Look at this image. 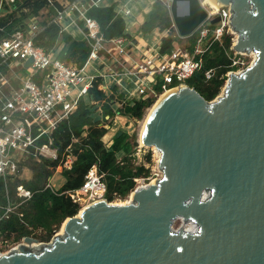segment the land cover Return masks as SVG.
<instances>
[{"label": "water", "instance_id": "1", "mask_svg": "<svg viewBox=\"0 0 264 264\" xmlns=\"http://www.w3.org/2000/svg\"><path fill=\"white\" fill-rule=\"evenodd\" d=\"M212 1L231 7L233 51L255 57L211 102L187 85L164 95L143 134L161 178L125 205H88L50 244L23 238L0 264H264V0ZM168 10L180 38L208 19L200 0H170ZM177 218L196 233L173 231Z\"/></svg>", "mask_w": 264, "mask_h": 264}, {"label": "trees", "instance_id": "2", "mask_svg": "<svg viewBox=\"0 0 264 264\" xmlns=\"http://www.w3.org/2000/svg\"><path fill=\"white\" fill-rule=\"evenodd\" d=\"M66 1L71 3L76 0ZM81 1L88 3L90 0ZM57 9H62L58 0H53V6H49L47 0L17 1L0 18V25L4 26L0 40L16 30L26 29L30 18H34L39 27L45 26L34 39V45L41 48L47 56L82 68L90 52V42L74 39L59 23L53 21L49 24L56 16ZM153 9L148 20L139 26L136 35L145 37L154 31L167 32V36L159 44L160 55L173 52L183 39L188 42L187 50L193 52L201 28L187 38H180L178 34H174L167 7L160 0H156ZM87 17L97 22L103 40L109 42L123 38L127 42L126 50L130 52L133 49L136 42L125 33V21L114 11L113 5L91 6L87 10ZM207 26L214 28V25ZM210 40L211 35L203 42V47L209 43L210 45L202 56V69L185 82L206 102L213 101L219 95L227 79L226 74L236 70L232 66L231 37L224 34L218 41ZM208 70H213L214 73L206 80L204 72ZM101 83L102 78L95 77L87 95L79 100L77 108L59 122L51 134L42 136L37 142L39 146L46 145L55 150L56 160L39 156V161H33V167L30 168L34 174L30 181L18 180L16 176L0 177V237L3 240L16 244L25 237L38 241L50 239L67 218L78 214L80 206L73 201L71 192L81 188L93 165H96L98 174L103 176L107 188L105 198L108 202L127 197L135 189V180L148 177L149 170L141 165L135 166L132 162V155L137 147L135 137L125 132L117 137V132L107 148L103 138L108 133L105 126H110L107 119L112 121L116 116H122L140 121L156 99L153 96H144L128 102L122 94H116L115 87L107 95L99 89ZM155 91L161 94L158 86ZM115 104H119V107L114 108ZM98 108L100 119L93 115ZM28 156L33 157L31 154ZM67 156L73 158L72 166L69 170H62L64 182L55 190L47 186V180L60 161ZM149 159L148 156L147 160ZM19 187L29 191L30 198L18 197ZM8 207L11 211L6 213Z\"/></svg>", "mask_w": 264, "mask_h": 264}, {"label": "built area", "instance_id": "3", "mask_svg": "<svg viewBox=\"0 0 264 264\" xmlns=\"http://www.w3.org/2000/svg\"><path fill=\"white\" fill-rule=\"evenodd\" d=\"M17 1L20 0H0V18L6 14L7 8ZM58 1L62 9H57L56 16L49 21V24L53 21L61 24L68 19L73 23H83L87 29L86 40L90 42V52L82 68L67 65L47 56L41 48L34 45V39L45 28V26L39 27L34 18H30L26 29L16 30L0 40V177L2 178L19 175L20 166L13 159L17 154L57 159L55 150L46 145L39 146L37 142L42 136L51 134L58 123L77 108L79 100L87 95L94 78H88L84 74V69L92 62L101 64L107 56L111 57L113 52L109 44L113 47L115 55L122 59V67L119 71L112 70L106 76L114 78L118 88L123 85L132 86L131 90L126 88L122 91L124 100L129 102L144 96L158 97L160 93L155 91L156 86L160 88L161 93H164L186 85L185 82L202 69V56L210 45L209 43L203 47L204 40L210 35V41H218L224 34L236 35L229 25L232 16L231 7L226 5L220 7L215 13L207 11L208 24L215 16H219L220 20L213 29L207 25L201 27L193 52L174 50L170 54L160 55L156 49L154 51L146 49L147 53L140 54L139 61L136 62L130 58L126 50L127 42L123 38L109 42L103 40L97 22L87 17V10L91 6H97L98 0H90L88 3L81 0L71 3L66 0ZM47 2L49 6H53V0H47ZM169 2L170 0H166L167 8H169ZM123 12L128 14L130 9L126 6ZM3 31L4 26L0 25V33ZM231 41L230 50L233 51L232 38ZM234 54L241 53L234 52ZM30 58L31 64L24 69L25 62ZM115 62L117 63L118 60ZM234 64L235 61H233ZM213 73V70L205 71V79L209 80ZM230 73L234 72L230 71L226 76L229 77ZM135 155L138 157L137 152ZM72 162L73 158L67 156L57 167L69 170ZM147 185L135 187L134 190ZM105 191L106 184L103 176L98 174L96 165H93L87 172L81 188L73 191L71 196L78 204L84 196L95 202L105 200L102 199ZM17 195L24 199L31 196L29 191L21 187L17 189ZM10 211L8 207L6 213ZM177 222H179L177 229L183 231L184 224L195 225L193 222L177 218L171 227L173 231ZM196 231L197 226L191 234ZM0 244L9 247L7 253L0 252L1 257L17 249L23 244V239L22 243L18 244H10L7 240H1Z\"/></svg>", "mask_w": 264, "mask_h": 264}, {"label": "rangeland", "instance_id": "4", "mask_svg": "<svg viewBox=\"0 0 264 264\" xmlns=\"http://www.w3.org/2000/svg\"><path fill=\"white\" fill-rule=\"evenodd\" d=\"M147 1L149 2L150 0H147ZM160 1L166 6V0H160ZM200 1L202 3L204 2L203 0H200ZM137 2L138 3H136V4L133 3L134 5H132L133 12L138 7H140L139 10L141 11L142 7H145L147 5L146 0H144V1L143 0H138ZM203 6L206 8L207 11H209V8L205 4H203ZM125 21H126L127 26H129V28H130L131 27L130 20L129 19L128 20L125 19ZM207 24H208L207 22L203 23L198 29H200L202 26H206ZM172 25H173V23H172ZM173 29H174V34L177 35V32H176L174 27H173ZM73 30H75V29H73ZM73 30L70 29L71 32ZM164 35L167 36V32H164ZM230 36H231L232 40L235 41L236 35H230ZM161 37H162V34H160V36L158 37V41L161 40ZM158 41L150 39L149 41H147V46H149L150 48L153 49L154 46L158 45ZM187 48H188V42L183 39L181 42H179L176 45L175 50L188 51ZM232 53H233L232 57H231L232 58V66H235V68H236L235 71H232L234 73L241 72L242 70H245L247 67H249V65L254 60L253 56H252V54H254V53L251 52V51H243L240 55L239 54H234V51H232ZM117 60H118V62L116 64H113L112 58L109 57L108 58V63H110V64H107L108 65L107 67L111 68L112 70H116V69L118 70V68L121 67L122 59L120 57H118ZM135 61L138 62L139 58H137ZM233 61H235L234 65H233ZM107 67H104L103 69H100V66H99L98 63L92 62L90 64V67L86 70V76L89 77V76H93V75H96V74H99L98 76H100V75L106 74ZM227 79H228V77H227ZM227 79H226V81H225V83H224V85H223V87H222V89H221V91H220L218 96H220L223 93V88H224V86H225V84L227 82ZM107 82H110V81H107ZM112 83H114V82H112ZM99 87H100V90H101V86H99ZM125 88H128L129 90H131L132 86L131 85H129L128 87L125 86ZM102 91H104V90H102ZM157 98H155L156 99L155 102L157 101ZM155 102H154V104H155ZM152 106L146 111V114H145L144 118L142 120H140V121H134V120H130L129 121L127 118L119 116L118 118L115 117L112 121L110 119H107V122L110 123V126H108V125L105 126V128L108 129L107 137H104L105 139L103 138V142H104L105 148L110 146V142H111L113 136L117 132H121V133L125 132L129 136H133V137L136 138L137 147H136V149H135V151H134V153L132 155V158H134L132 162H133V164L135 166H140L141 165V166L145 167L147 170H149V175H148V177L146 179L145 178H139V179L135 180V182H136V186L135 187L136 188L138 186H141V185H146V184L152 183V181L158 180L162 176V172H161V170L158 167L159 155L157 154V151L154 148H152V147H146V146H143V145L141 146L140 143H139V132L141 130V126H142L143 122L146 120L147 116L149 115V113H150V111L152 109ZM114 108H116V106H114ZM99 112H100L99 108L96 111H94V114H93L94 118H99L100 119V116H99L100 113ZM137 148H138V151H137ZM136 152L138 154V157L135 155ZM148 156L150 157L149 160H147ZM13 159L20 166V173L16 177V178H18V180L30 181L31 179L34 178V174H33V172L31 171L30 168L33 167V161H35V160L39 161V156L38 155L33 156L32 158H29L28 154H19V155L15 156ZM52 172H53L52 176L47 180V186H49V187H51V188H53L55 190H58L62 186V184L64 182V178L61 175L62 174V169L57 167ZM106 190H107V188H106ZM105 195H106V191L104 193V197H102V199L106 200ZM130 196H131V193L127 197H125L123 199L122 198H115V199H113L111 201V203H123V202L127 201ZM92 203H95V202H93L92 200H90V199H88L87 197L84 196L79 201V206H80L79 212L82 211L83 208L87 207L88 205H90ZM79 214L77 216H79ZM62 225L60 226L59 230L56 233H54L53 236L50 239L39 241L38 245H40V244H46V245L50 244L53 241L54 236L58 235L59 231L62 230L61 229ZM175 228L176 229L179 228V222L175 223L174 229ZM1 240H3V238L0 237V241ZM19 243H22V240ZM16 244H18V243H16ZM8 249H9V247H4V246H2L0 244V252L1 253H3V254L7 253Z\"/></svg>", "mask_w": 264, "mask_h": 264}, {"label": "crops", "instance_id": "5", "mask_svg": "<svg viewBox=\"0 0 264 264\" xmlns=\"http://www.w3.org/2000/svg\"><path fill=\"white\" fill-rule=\"evenodd\" d=\"M137 1L138 0H132V1H128V0H98V2H97V6L98 7H104V6H111V5H113L114 6V11L118 15H120L124 19V21H125V19H127V20L129 19L130 20V25H131L130 28H129V26H127L126 21H125V33L126 34H129L131 37H133L134 40H135V42H136L135 45H133V49L130 52L127 51L128 54L130 55V58L132 60H134V61L137 58H139L138 56H140V54L147 53V52H145L146 49H149L150 51H152V48H150L149 46H147V41H149L150 39H153L155 41H158V37L160 36V34H162L161 39L166 36V35H164V33H160L159 34L158 31H154L151 35H147L145 37L142 36L141 34L136 35V32H137L139 26L141 24H143L145 21H147L148 18H149V16H150V14L153 13V11H154V9H153V3L156 0H150L149 2L146 0L147 5L145 7H142L141 11L139 10L140 7H138L133 12L132 5L138 3ZM126 6L130 9V12L128 14H125L123 12V8L126 7ZM60 25L74 39H76V40H84V39H86V33H84L85 27H84L83 23H81V24L79 22L78 23L77 22L73 23V22H71L68 19L66 22H62ZM70 29H72V30L75 29V30H73L71 32ZM160 42H161V40L158 41V45L154 46V48H153L154 50L155 49L156 50H159V44H160ZM108 46L111 49V51L113 52L112 55H111L112 62H113V64H116L115 61L117 60L118 56H116L115 53H114V51L112 50L113 47L110 44ZM109 57H110V55L107 56V59L105 58L106 60L102 61V63L99 64L100 69H103L104 67H107L108 66L107 64H110V63H108V58ZM90 64L87 65L88 68L90 67ZM87 66L85 67L86 70L88 69ZM120 68H118V70ZM85 69H84V74L86 75V70ZM111 71H112V69L109 68V67H107L106 74H107V72L110 73ZM106 74H103V75H100V76H98L99 74H96V75L89 76V77L87 76V77L88 78L101 77L102 78L101 85H103L102 88H103V90L105 91V93L107 95H110L111 94V90L113 89V87L116 88V94L117 95L122 94V91H124L126 89L125 86L123 85L122 87L118 88L116 86V80L114 78H111L110 76H106ZM107 81H110V82H107ZM112 82H114V83H112ZM114 106H116V108H117V107H119V104H115ZM118 117L119 116H116V118H118ZM128 120L130 121V119H128ZM107 135H108V133L105 135V137H107ZM110 144H111V142H110Z\"/></svg>", "mask_w": 264, "mask_h": 264}, {"label": "bare ground", "instance_id": "6", "mask_svg": "<svg viewBox=\"0 0 264 264\" xmlns=\"http://www.w3.org/2000/svg\"><path fill=\"white\" fill-rule=\"evenodd\" d=\"M204 2H203V4H205L208 8H209V10L210 11H213L214 13L215 12H217L218 10H219V8L222 6V5H220V6H218L217 4H215L212 0H203ZM233 33V32H232ZM234 41V40H233ZM236 41V40H235ZM235 41H234V43H233V45H235ZM153 51H154V49H152ZM252 56H253V59H254V54H252ZM87 68H88V66H87ZM86 70V69H85ZM182 90H186L184 87H181V88H178V89H173V90H168V91H166V92H164V93H161V94H159V96H158V98H157V101L155 102V104L152 106V109H151V111H150V113H149V115L147 116V118H146V120L143 122V124H142V126H141V130H140V132H139V143H140V145L142 146V145H144L143 144V134H144V132H145V129H146V126H147V124H148V121H149V119H150V117H151V115H152V112H153V110L156 108V106L158 105V103L161 101V99L164 97V95H166V94H168L169 92H171V91H182ZM117 122V121H116ZM119 122V121H118ZM124 124V123H123ZM105 139V138H104ZM157 154L159 155V153H158V151H157ZM157 180H155V181H152V182H156ZM97 201H99V200H96L95 202H97ZM105 202H108L107 200H104ZM130 202V197H129V199L127 200V201H125V202H123V203H112V204H117V205H125V204H127V203H129ZM108 203H111V202H108ZM86 208V207H85ZM85 208H83V210L85 209ZM82 210V209H81ZM81 212L82 211H80L79 213L81 214ZM80 214H79V216H80ZM79 216H77V217H79ZM63 228H64V225H63V227H62V230L58 233V235H60V236H62L63 235ZM183 228H184V231L185 232H188V233H193L195 230H196V226L195 225H193V224H190V225H188V224H184V226H183ZM175 231H177L178 229H174ZM24 246H26V247H37V246H39L38 244H31V245H29V246H27V244H24Z\"/></svg>", "mask_w": 264, "mask_h": 264}]
</instances>
